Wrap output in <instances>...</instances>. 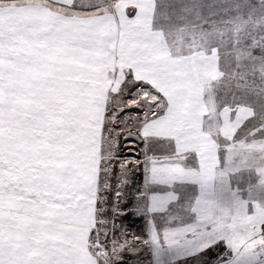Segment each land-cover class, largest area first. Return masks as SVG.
Returning a JSON list of instances; mask_svg holds the SVG:
<instances>
[{
	"label": "snow or ice",
	"instance_id": "obj_1",
	"mask_svg": "<svg viewBox=\"0 0 264 264\" xmlns=\"http://www.w3.org/2000/svg\"><path fill=\"white\" fill-rule=\"evenodd\" d=\"M0 264H264V0H0Z\"/></svg>",
	"mask_w": 264,
	"mask_h": 264
}]
</instances>
